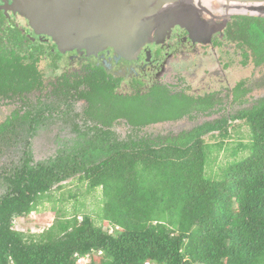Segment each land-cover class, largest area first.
Wrapping results in <instances>:
<instances>
[{
  "label": "trees",
  "instance_id": "1",
  "mask_svg": "<svg viewBox=\"0 0 264 264\" xmlns=\"http://www.w3.org/2000/svg\"><path fill=\"white\" fill-rule=\"evenodd\" d=\"M251 27L255 42L261 41L264 31ZM34 70L33 61L0 47V100L30 92ZM32 116L26 111L22 122H0V157L2 148L22 147L18 159L0 165V264H78L86 258V264H264V98L178 136L120 139L75 125L53 157L37 162L31 140L39 122ZM236 121L250 131L248 145L237 149L247 157L219 178L208 177L205 138L216 132L220 150ZM18 127H24V140L11 136ZM75 176L89 192L101 191V226L78 211L81 220L56 219L39 235L15 230L16 219L35 212L54 187ZM108 227L117 229L109 233Z\"/></svg>",
  "mask_w": 264,
  "mask_h": 264
},
{
  "label": "flooded vegetation",
  "instance_id": "2",
  "mask_svg": "<svg viewBox=\"0 0 264 264\" xmlns=\"http://www.w3.org/2000/svg\"><path fill=\"white\" fill-rule=\"evenodd\" d=\"M5 5L24 3L0 0V47L22 62L33 61L35 70L29 84L32 90L19 98H2L0 109H11L3 121L13 123L22 122L26 111L32 112L39 122L32 139L45 124L70 133L75 125L98 128L120 139L134 133L178 136L195 126L236 116L264 98V36L256 43L251 33L255 29L251 26L264 31V16L251 15H264V0L149 2L164 9L139 19L152 27L146 28L148 36L132 27L125 36L116 35L115 47L108 43L89 51L60 50L51 36L38 34L39 29ZM33 5L123 4L45 0ZM117 13L115 9L114 20ZM169 14L175 22L159 26L170 21L162 17ZM42 61L48 70L39 69ZM99 90L108 96L105 101ZM130 101L135 107L156 108L161 116H137L142 110L132 113L131 108L127 113L106 112ZM23 129H13L11 136L24 140Z\"/></svg>",
  "mask_w": 264,
  "mask_h": 264
},
{
  "label": "rangeland",
  "instance_id": "3",
  "mask_svg": "<svg viewBox=\"0 0 264 264\" xmlns=\"http://www.w3.org/2000/svg\"><path fill=\"white\" fill-rule=\"evenodd\" d=\"M44 65L45 63L42 61L39 69L48 70V66ZM100 97L103 101L108 98L103 93L100 94ZM132 103L133 101H130V103L125 105L121 104L116 108L106 109V112L116 110V113H120L121 111L127 113L131 108V110H142V113L140 111L136 113L135 110L132 111L137 116L145 118H148L147 116H161V113L156 108L149 110L144 104L141 107H135ZM10 110V108L0 109V122L9 114ZM35 134V137L31 140V152L33 161L35 162L54 156L56 148L58 149L62 146V143H59V141L67 143L68 139L74 136L73 133L65 129L62 132L60 128L57 130L55 126L46 124L38 127ZM220 141L221 137L216 132L205 138V142L209 147L208 163L206 164L205 171L206 175L213 179L219 178L221 170L229 164L236 163L247 157L246 150L237 149L240 144L248 145L250 142L249 128L243 122L236 121L231 124V129H229L227 137L222 142V148L219 150L217 146ZM21 151L18 145L14 148H2L0 165L10 163L12 159H18ZM3 190L2 186H0V194ZM102 205L101 191L97 189L94 192H89L86 183L80 181L75 176L64 182L59 188L54 187L50 192L49 198H45L35 212L25 219H16L14 228L23 234L39 235L52 226L56 219L69 220L77 216L81 220L82 214L78 213V211L89 214L94 224L101 226L99 216ZM86 262V259H83L78 264H86Z\"/></svg>",
  "mask_w": 264,
  "mask_h": 264
},
{
  "label": "water",
  "instance_id": "4",
  "mask_svg": "<svg viewBox=\"0 0 264 264\" xmlns=\"http://www.w3.org/2000/svg\"><path fill=\"white\" fill-rule=\"evenodd\" d=\"M7 1V0H3ZM23 2L24 5H5L18 12L22 17L27 19L28 25L37 32L39 29L42 34L51 36L58 48L92 50L90 48H100L106 44L113 45V39L117 34L126 35V31L135 27L142 35H149L148 31L152 27L139 22L146 14L162 12L164 5H148L149 2L168 3V2H206L213 0H117L123 5H33L34 2H45V0H10ZM67 1V0H59ZM83 0H72L78 2ZM88 2L114 1V0H84ZM222 2H260L262 0H218ZM32 2V3H30ZM28 3H30L28 5ZM230 6V5H225ZM237 6V5H234ZM260 8V5H255ZM115 9L116 18L115 16ZM264 11V8H262ZM173 10H170L171 12ZM235 12V11H234ZM263 17L262 14H251ZM121 17V18H117ZM166 23L159 26L170 25L175 21L172 16L163 15ZM137 18L136 20H133ZM177 22V21H176ZM174 25V24H173ZM142 40V39H141Z\"/></svg>",
  "mask_w": 264,
  "mask_h": 264
},
{
  "label": "clouds",
  "instance_id": "5",
  "mask_svg": "<svg viewBox=\"0 0 264 264\" xmlns=\"http://www.w3.org/2000/svg\"><path fill=\"white\" fill-rule=\"evenodd\" d=\"M107 229H108V232L111 233L114 229H117V228L116 227H108ZM86 261L88 262V259L87 258H86ZM144 264H155V263L145 262Z\"/></svg>",
  "mask_w": 264,
  "mask_h": 264
}]
</instances>
